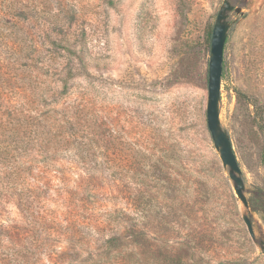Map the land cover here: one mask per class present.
<instances>
[{"label": "rangeland", "instance_id": "obj_1", "mask_svg": "<svg viewBox=\"0 0 264 264\" xmlns=\"http://www.w3.org/2000/svg\"><path fill=\"white\" fill-rule=\"evenodd\" d=\"M229 1L248 209L206 122L222 0H0V264H264V0Z\"/></svg>", "mask_w": 264, "mask_h": 264}, {"label": "water", "instance_id": "obj_2", "mask_svg": "<svg viewBox=\"0 0 264 264\" xmlns=\"http://www.w3.org/2000/svg\"><path fill=\"white\" fill-rule=\"evenodd\" d=\"M230 14L241 16L243 11L240 7L232 5L229 0H222L215 17L210 38L206 122L214 149L223 168L227 170V176L232 183L233 192L242 206L248 209L249 204L244 195L245 188L241 171L233 153L229 135L219 120L222 56L226 36L232 24L228 20ZM242 221L249 237L254 241L256 238L250 219L244 215L242 216ZM258 244L261 254L264 255V241L261 240Z\"/></svg>", "mask_w": 264, "mask_h": 264}, {"label": "trees", "instance_id": "obj_3", "mask_svg": "<svg viewBox=\"0 0 264 264\" xmlns=\"http://www.w3.org/2000/svg\"><path fill=\"white\" fill-rule=\"evenodd\" d=\"M209 38H211V32L209 33ZM2 126H4V130H2L3 132H6L7 131L8 134L9 133L12 134L14 132V130L12 128L9 130V127L10 126L7 127V125H4V124H2ZM8 134H7V136H8ZM6 146H7V142L5 140H3V141L0 140V147L5 148ZM120 237L121 236L115 237V238H111V239H109L107 241V243H109V245H111L112 243L114 244L116 241L120 242ZM8 249H11V248L8 247Z\"/></svg>", "mask_w": 264, "mask_h": 264}]
</instances>
